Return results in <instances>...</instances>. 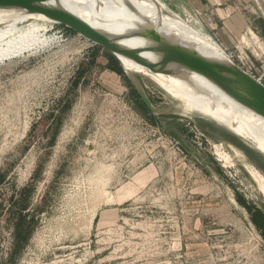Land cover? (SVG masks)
Instances as JSON below:
<instances>
[{
	"label": "rangeland",
	"instance_id": "obj_1",
	"mask_svg": "<svg viewBox=\"0 0 264 264\" xmlns=\"http://www.w3.org/2000/svg\"><path fill=\"white\" fill-rule=\"evenodd\" d=\"M45 34L43 48L0 63V264H264V197L242 166L264 176V155L163 112L169 97L119 63L107 71L110 53L65 25Z\"/></svg>",
	"mask_w": 264,
	"mask_h": 264
},
{
	"label": "bare ground",
	"instance_id": "obj_2",
	"mask_svg": "<svg viewBox=\"0 0 264 264\" xmlns=\"http://www.w3.org/2000/svg\"><path fill=\"white\" fill-rule=\"evenodd\" d=\"M56 8L71 20L127 46L146 51L143 55L151 59L157 58L161 52L172 51V42L161 34L165 32L174 43L200 58L225 68L234 64L198 16L183 19L166 0H61L56 3ZM57 23L62 24L48 12L15 14L0 11V63L49 44L51 38L45 31ZM134 24L154 26L161 32L140 35L133 29ZM110 50L119 58L126 74L142 76L173 101L164 112L206 120L223 127L264 155V116L222 86L192 73L164 74L120 49L110 47ZM167 64L173 70H182L179 64L170 61ZM214 149L224 165L232 162V155L223 150L222 144H214ZM242 166L253 173L264 197V176L247 164Z\"/></svg>",
	"mask_w": 264,
	"mask_h": 264
},
{
	"label": "water",
	"instance_id": "obj_3",
	"mask_svg": "<svg viewBox=\"0 0 264 264\" xmlns=\"http://www.w3.org/2000/svg\"><path fill=\"white\" fill-rule=\"evenodd\" d=\"M61 0H0V11L11 13H28L36 14L40 12H48L58 18L63 25L72 29L82 37L93 43L104 47L110 55L121 65L119 58L110 50V47H115L122 50L128 56L138 59L142 63L151 66L164 74L177 75L186 72L205 77L214 83L222 86L228 92L242 100L246 105L252 108L255 112L264 116V84L253 75L249 74L242 67L233 64L232 67H222L206 59L200 58L192 54L187 49L174 43L173 39L165 32H161L154 26L134 24L133 29L140 35L144 32H161L163 37L172 45V51L169 53L161 52L157 58L151 59L144 56L146 51L127 46L122 42L109 38L108 36L97 32L88 26L71 20L64 16L56 8V3ZM259 9L264 16V0H255ZM168 61L179 64L182 70H173L167 66ZM136 91L140 96L145 106L154 111L152 103L140 87H136ZM165 110V109H164ZM164 110H162L164 112ZM258 206L264 210V202L259 201Z\"/></svg>",
	"mask_w": 264,
	"mask_h": 264
},
{
	"label": "crops",
	"instance_id": "obj_4",
	"mask_svg": "<svg viewBox=\"0 0 264 264\" xmlns=\"http://www.w3.org/2000/svg\"><path fill=\"white\" fill-rule=\"evenodd\" d=\"M184 4L237 65L264 83V16L255 0H185ZM104 61L106 70L118 75L111 56Z\"/></svg>",
	"mask_w": 264,
	"mask_h": 264
},
{
	"label": "built area",
	"instance_id": "obj_5",
	"mask_svg": "<svg viewBox=\"0 0 264 264\" xmlns=\"http://www.w3.org/2000/svg\"><path fill=\"white\" fill-rule=\"evenodd\" d=\"M78 38H79V39L77 40L78 42H83V41H85V42L87 43V48L93 50V48H91V47H93V46L95 45V43L88 41L86 38L82 37L81 35H79ZM55 39L57 40L58 45L62 46V45L65 44L66 41L69 40L70 38L68 39V35H67L65 32H61L58 36H55ZM230 56H232V55H230ZM243 69H244V68H243ZM244 70L247 71L249 74L253 75L252 72H251V70L246 69V68H245ZM253 76H254V75H253ZM254 77L257 78L260 82H262L261 77H256V76H254ZM262 83H263V82H262ZM263 84H264V83H263Z\"/></svg>",
	"mask_w": 264,
	"mask_h": 264
},
{
	"label": "trees",
	"instance_id": "obj_6",
	"mask_svg": "<svg viewBox=\"0 0 264 264\" xmlns=\"http://www.w3.org/2000/svg\"><path fill=\"white\" fill-rule=\"evenodd\" d=\"M111 58H112V62L114 63V65L117 68H119L118 72H120L121 68H120L119 64L117 63V61L112 56H111ZM0 181H1V179H0ZM239 202L242 205H244L245 208L249 209L248 204H246V202L242 198H239ZM250 213H251V220H252V222L255 225L261 226L262 225L261 221H262V218H263V214L261 212H259V211H254L253 213L251 211Z\"/></svg>",
	"mask_w": 264,
	"mask_h": 264
}]
</instances>
